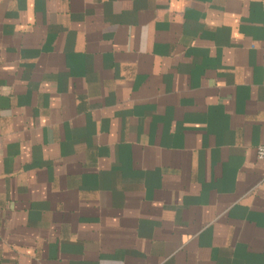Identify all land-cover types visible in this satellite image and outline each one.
I'll return each mask as SVG.
<instances>
[{
	"label": "crops",
	"instance_id": "0c3cea01",
	"mask_svg": "<svg viewBox=\"0 0 264 264\" xmlns=\"http://www.w3.org/2000/svg\"><path fill=\"white\" fill-rule=\"evenodd\" d=\"M264 0H0V264H264Z\"/></svg>",
	"mask_w": 264,
	"mask_h": 264
},
{
	"label": "built area",
	"instance_id": "2783aa9c",
	"mask_svg": "<svg viewBox=\"0 0 264 264\" xmlns=\"http://www.w3.org/2000/svg\"><path fill=\"white\" fill-rule=\"evenodd\" d=\"M260 66L262 70L263 86H264V44L261 49ZM256 156L260 161L264 162V138H263V142L256 148Z\"/></svg>",
	"mask_w": 264,
	"mask_h": 264
}]
</instances>
